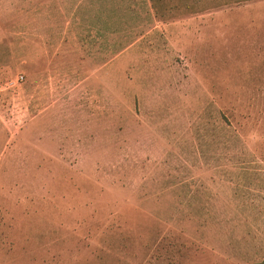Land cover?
<instances>
[{"label": "rangeland", "instance_id": "1", "mask_svg": "<svg viewBox=\"0 0 264 264\" xmlns=\"http://www.w3.org/2000/svg\"><path fill=\"white\" fill-rule=\"evenodd\" d=\"M264 262V0H0V264Z\"/></svg>", "mask_w": 264, "mask_h": 264}, {"label": "trees", "instance_id": "2", "mask_svg": "<svg viewBox=\"0 0 264 264\" xmlns=\"http://www.w3.org/2000/svg\"><path fill=\"white\" fill-rule=\"evenodd\" d=\"M152 2L154 3V6H156V7H157V3L159 2V0H152ZM259 264H264V262H262V263H259Z\"/></svg>", "mask_w": 264, "mask_h": 264}]
</instances>
